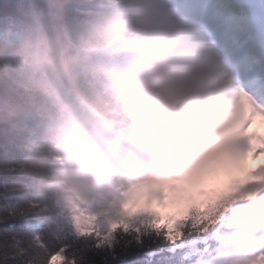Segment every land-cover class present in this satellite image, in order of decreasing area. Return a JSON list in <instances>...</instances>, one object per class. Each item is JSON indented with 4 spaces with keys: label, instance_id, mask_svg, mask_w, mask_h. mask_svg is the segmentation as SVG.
I'll use <instances>...</instances> for the list:
<instances>
[{
    "label": "clouds",
    "instance_id": "obj_1",
    "mask_svg": "<svg viewBox=\"0 0 264 264\" xmlns=\"http://www.w3.org/2000/svg\"><path fill=\"white\" fill-rule=\"evenodd\" d=\"M18 5L0 18V151L63 219L107 197L122 169L211 166L241 89L173 0Z\"/></svg>",
    "mask_w": 264,
    "mask_h": 264
},
{
    "label": "trees",
    "instance_id": "obj_2",
    "mask_svg": "<svg viewBox=\"0 0 264 264\" xmlns=\"http://www.w3.org/2000/svg\"><path fill=\"white\" fill-rule=\"evenodd\" d=\"M44 3L45 0H0V18L16 15L18 5ZM89 10L88 0H81L70 16L83 18ZM6 166L0 151V264H48L50 253L65 243L71 246L69 257H82L80 264H191V260L183 259L189 249L203 250L209 245L212 250L218 243L217 234L233 232L228 228L234 216L233 204L227 203L210 218L189 220L184 226V238L176 244L145 228L139 239L135 233H118L111 247L96 248L90 238L68 232L63 237L62 219L48 210L46 198L23 187L21 177ZM35 224L41 226L36 228ZM33 233L40 239L32 240Z\"/></svg>",
    "mask_w": 264,
    "mask_h": 264
},
{
    "label": "snow or ice",
    "instance_id": "obj_3",
    "mask_svg": "<svg viewBox=\"0 0 264 264\" xmlns=\"http://www.w3.org/2000/svg\"><path fill=\"white\" fill-rule=\"evenodd\" d=\"M257 117L264 119V105L259 104L246 91L241 90V104L234 121V132L237 148L243 159L247 158L249 154H252L253 158L264 155V136L248 135L249 128ZM254 140L258 142L255 145ZM208 171H212V169ZM208 171L188 182H179L174 178L165 180L153 178L154 182L146 181L142 185H134L133 189L139 188L140 191L121 205L120 219L110 221L106 231H97L95 226L97 217H87L86 221L77 218L74 225L76 235L80 238H90L95 242L96 248H103L111 247L118 233L126 235L135 233L139 239L144 234L143 229L146 228L150 232L163 235L169 243L176 244L184 238V226L189 220L210 218L213 212L221 209L222 205L226 206L227 203L242 198L253 199L264 193V167H261L252 173V176L258 179L237 184L230 192L221 195L215 203L208 202L206 206L202 207L196 202L190 186L198 177ZM168 193L179 194L183 199L174 200V210L166 216L152 211L154 204L161 208L167 207L165 201L168 199ZM184 203L188 205L186 209L181 207ZM137 224L141 226H136ZM39 239L38 234L33 233L32 240ZM69 248L71 246L65 243L57 251L50 253L48 264H80L82 257L75 255L69 257L67 254ZM4 260L7 261V253ZM249 264H264V256L250 261Z\"/></svg>",
    "mask_w": 264,
    "mask_h": 264
},
{
    "label": "rangeland",
    "instance_id": "obj_4",
    "mask_svg": "<svg viewBox=\"0 0 264 264\" xmlns=\"http://www.w3.org/2000/svg\"><path fill=\"white\" fill-rule=\"evenodd\" d=\"M214 1L218 2L221 0H210L211 4H215ZM254 3V7L257 11V17L264 21V0H250ZM174 4L182 5L184 0H173ZM216 5V4H215ZM239 15L233 16V18H238ZM247 14L240 15L241 20L247 19ZM260 157L255 160L252 158L250 162L247 163L245 167H239L236 173L228 174L222 173V169L216 167L215 164L211 166H200L196 165L190 169L184 171H175L168 175H156L154 173H145L141 177L135 175H122L116 173L113 179V183L110 186L107 197L103 202L98 204H77L70 212L62 219V235L67 236V232L73 233L75 231V221L77 218L81 221H86L87 217L95 216L97 217L95 221V226L98 231L107 230L108 223L112 220H117L121 218V205L130 198L134 197L140 191L139 188L133 189L134 185H142L144 182H154L153 178H158L165 180L168 178H174L179 182H188L193 178L199 176L201 173L208 171L202 176L198 177L196 181L190 186L192 189V194L195 200H210L216 198L217 200L221 195L230 192L237 184L247 183L251 178L253 181L258 179L252 176V173L258 171L256 168L260 166ZM240 168L243 169L241 173ZM241 173V174H240ZM226 175V176H225ZM168 199L165 201L167 207L161 208L157 204H154L152 211L161 213L162 215L170 214L173 209V201H179L183 199L179 194L176 195V199H171V194L168 193ZM239 208L243 211V216L235 220V225L239 227L242 232V241L238 242V245H243L250 247L246 256L240 255V253L231 249L234 247V241L229 242L225 249L219 252L216 256L211 258L208 262L200 261L198 259L194 264H249L250 261L259 259V257L264 256V244L256 245L253 238L260 235L261 229L264 226V208L254 204L253 199L242 198L239 200ZM184 209L188 207L187 203L181 205ZM172 211L169 213L168 211ZM136 226H141L137 224ZM251 240L252 242H249ZM264 241V236L261 237ZM261 243V242H260ZM236 246V245H235ZM199 252L190 253V255H198ZM200 261V262H199Z\"/></svg>",
    "mask_w": 264,
    "mask_h": 264
},
{
    "label": "bare ground",
    "instance_id": "obj_5",
    "mask_svg": "<svg viewBox=\"0 0 264 264\" xmlns=\"http://www.w3.org/2000/svg\"><path fill=\"white\" fill-rule=\"evenodd\" d=\"M227 8V7H226ZM184 13H186L187 15H189L188 17L183 16L189 23H191L192 17L199 13L197 8H186L184 9ZM254 17L256 18V16H253V18H251L249 20V22H251L252 24H249L250 27L253 29V33L256 36L254 38V40H246L247 37H243V38H239V36H237L234 40H232V42L229 45V51L231 54H233L235 57V65L233 64V58H231L230 60H226V62L228 63V65H230V69L232 71L233 74V78H234V82L235 80L238 79V76L242 73H250L253 70V65L259 64L262 60H263V53H262V49H264V38L262 40V35L264 34V27L260 26V21L258 22V25L255 24L254 22H256V20H253ZM192 25V24H191ZM195 29H197L194 25H192ZM198 30V29H197ZM245 49H249V50H245ZM260 53V54H259ZM233 68L236 69V73L234 74ZM247 81H250V84H253V79H249ZM236 84V82H235ZM237 86V84H236ZM263 87H259V90H263ZM248 135L249 136H264V125L261 126V128H250L248 131ZM254 145L257 144V141H253ZM241 153H239L238 148H237V143L236 140L235 141H231V143L229 144V146L227 147V149L224 152L223 155V159H221L220 165H223L224 167L222 168V170L224 169L223 172H225L226 170H228V166L229 164L233 165V164H237L238 163V159ZM173 199H176V195H171ZM172 211V209L170 211H168L169 213ZM36 228L40 227L41 225L39 224H35L34 225Z\"/></svg>",
    "mask_w": 264,
    "mask_h": 264
}]
</instances>
